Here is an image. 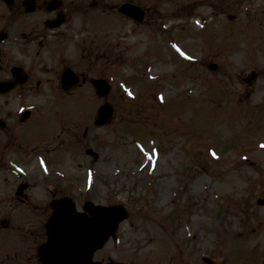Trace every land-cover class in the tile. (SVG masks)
Here are the masks:
<instances>
[{"label":"rangeland","instance_id":"1","mask_svg":"<svg viewBox=\"0 0 264 264\" xmlns=\"http://www.w3.org/2000/svg\"><path fill=\"white\" fill-rule=\"evenodd\" d=\"M102 1L114 4L115 9L117 3L126 0ZM130 1L146 10L145 26L159 31V26L165 27L168 23L180 27L183 34L188 28L186 34L191 37L198 34L200 44L189 42L182 47L184 55L187 59L193 58L194 64L164 65L160 54L171 57L169 44H156L149 54L145 43L151 41L146 39L147 32L140 33L135 22L113 18L109 12L105 29L101 21H95L97 12H89L85 24L107 31L108 39L104 41L103 34L95 31L92 51L88 50L92 53L86 56L91 57L89 60L94 57V76L107 75L110 90L100 98L86 84L81 90L66 94L64 99L61 98L64 94L56 92L55 87L47 90L49 85L44 83L38 91L34 87L36 79H51L54 75L58 53L55 44L50 40L54 47L46 45L40 57H35L33 49L23 48L24 55L19 49V53L13 54L14 58L17 56L14 62H22L20 65L33 74L31 81L24 85L27 91H12L0 97V104L9 109L2 114L10 121L9 132L0 133V137H11L20 131L25 143L21 146L23 152L15 157L3 155L9 150V141L6 146L4 140L0 143V195L14 188V179L18 178L15 173L28 175L33 173L32 169L40 167L42 172L38 179L41 182H33L39 188L26 190L33 204H45L48 198L45 189L52 188L55 196L69 195L75 199L78 208L85 200L128 206L131 219L120 225L116 240H108L94 253L95 260H114L122 264H204L200 256H207L212 264H264V203L256 204L258 198L264 200V182H258L264 179V0ZM217 1L222 3L217 9L211 8ZM14 8L8 11L0 4V16ZM43 12V9L36 10L23 21L14 19L8 25L17 35L27 22L38 23ZM229 13L235 16L231 21L226 18ZM178 15L189 17L182 23L177 20ZM204 17H210V24L199 31ZM75 20L78 23V19ZM5 26L6 23L0 21V28ZM118 43H123L125 49ZM99 52H102L101 59L95 57ZM137 55L141 58L135 59ZM123 57L127 58L125 62ZM149 60H153L155 68L152 66L148 73L157 80L163 76L160 81L167 84V90L159 95L153 88L155 82L149 84L139 70L135 71ZM4 63L5 59L1 58L0 65ZM208 63H216L217 69L208 70ZM4 66L6 69L0 71V78L7 73L8 66ZM44 67L49 70L44 71ZM252 70L257 72V77L250 85L245 84L243 76ZM194 75H199L200 81ZM205 76L229 81L231 91L226 95L216 88L217 97L227 99L221 105V109L226 108L224 112L210 110L200 102L201 78ZM178 82L182 83L181 88ZM211 89L208 85L207 90ZM235 91L243 93L242 105L233 103L231 97ZM185 94L193 96L186 98ZM151 95H157L161 102L167 101L168 112L164 107L159 109L162 103L155 104ZM102 101L113 107L114 115L107 125L97 127L91 122V111L96 112ZM39 106L44 110L38 109ZM27 107L31 109L29 118L23 123L17 122L19 111ZM234 107L243 112L236 115ZM230 108L232 113H229ZM240 117L254 121L253 125L241 127ZM178 120L183 124L190 122L189 132L178 126ZM82 130L86 132L81 135ZM201 130L208 133L202 140L188 141ZM150 134L157 137L148 136ZM203 142L207 147L199 149L197 146ZM11 144L15 148L20 146L14 140ZM247 144V152L242 150L240 156L229 157V150ZM208 147L215 148L208 150ZM87 149L96 152V156L86 154ZM243 158L246 160L241 161ZM228 198L247 200V222L245 214H234L223 208ZM27 209V205L17 201L7 203L0 199V218L7 216L8 228L13 227L11 224L21 215V225L34 231L42 208L35 210L34 223L24 220ZM47 211L45 209L44 213ZM14 234L20 236L19 232H13L2 235L8 237L7 240L0 237V253L10 247H23L10 237ZM149 236L153 240L146 242ZM135 242L138 249L132 247ZM34 247L32 244L31 252Z\"/></svg>","mask_w":264,"mask_h":264},{"label":"water","instance_id":"2","mask_svg":"<svg viewBox=\"0 0 264 264\" xmlns=\"http://www.w3.org/2000/svg\"><path fill=\"white\" fill-rule=\"evenodd\" d=\"M123 8L124 6L121 7V9ZM65 206L66 204H64L63 201L58 202L57 209L49 222V227L52 225V228L50 229L51 240L46 246V251L50 257H57V252L53 246V242L58 239L56 238L57 236H55V229H57L59 232H65L71 227L70 225L75 222L74 215L70 213H66L60 217ZM116 216L117 210L115 209L101 208L99 211L95 210L92 214V217L89 218L90 227L88 234H90L91 237L87 238L86 242L81 240L82 243H76L73 245V248L76 250V252H78L79 257L76 259V261L72 259V261L68 262L67 264H87V259L91 249L105 237L109 229L114 225ZM63 223L65 224L62 225ZM57 224L61 225L60 229L59 226L56 227ZM48 261L50 264H54L52 258H48Z\"/></svg>","mask_w":264,"mask_h":264},{"label":"flooded vegetation","instance_id":"3","mask_svg":"<svg viewBox=\"0 0 264 264\" xmlns=\"http://www.w3.org/2000/svg\"><path fill=\"white\" fill-rule=\"evenodd\" d=\"M50 15H52V17L53 16H56V13H54V14H50ZM70 16H71V14L69 13V15H66V14H63V21H64V23L62 24L63 26H68L67 25V22L70 20ZM52 17H50V18H52ZM61 25V26H62ZM60 26V27H61ZM62 26V27H63ZM61 27V28H62ZM61 28H59V29H57L56 31H54V33H56V35H58V36H62V35H64V33L62 32V30H61ZM22 35H25V32H22ZM33 35H35V36H39V33H38V31H36V30H32V31H30V33H28L27 34V36H29V37H32ZM22 264H25V263H22Z\"/></svg>","mask_w":264,"mask_h":264}]
</instances>
